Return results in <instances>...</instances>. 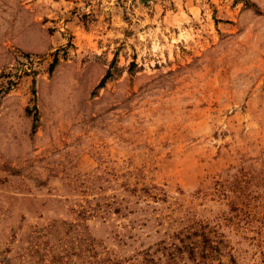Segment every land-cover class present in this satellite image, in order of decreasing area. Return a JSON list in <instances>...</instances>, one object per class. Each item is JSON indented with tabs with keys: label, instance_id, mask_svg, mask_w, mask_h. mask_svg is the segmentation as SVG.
Segmentation results:
<instances>
[{
	"label": "rangeland",
	"instance_id": "rangeland-1",
	"mask_svg": "<svg viewBox=\"0 0 264 264\" xmlns=\"http://www.w3.org/2000/svg\"><path fill=\"white\" fill-rule=\"evenodd\" d=\"M143 255L264 264V0H0V264Z\"/></svg>",
	"mask_w": 264,
	"mask_h": 264
},
{
	"label": "trees",
	"instance_id": "trees-1",
	"mask_svg": "<svg viewBox=\"0 0 264 264\" xmlns=\"http://www.w3.org/2000/svg\"><path fill=\"white\" fill-rule=\"evenodd\" d=\"M105 77V75L100 79L99 83L102 82L103 78ZM88 249L92 247V244L90 242L86 243ZM147 259L146 255H143L142 261H139L137 263H130V264H144V261ZM89 264H113V262L109 261V260H95V261H90Z\"/></svg>",
	"mask_w": 264,
	"mask_h": 264
}]
</instances>
